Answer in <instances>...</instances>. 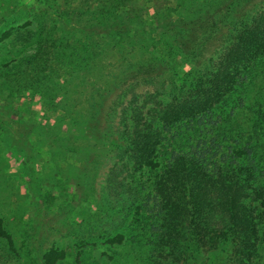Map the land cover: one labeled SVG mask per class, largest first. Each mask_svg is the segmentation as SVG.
I'll use <instances>...</instances> for the list:
<instances>
[{"label": "trees", "instance_id": "1", "mask_svg": "<svg viewBox=\"0 0 264 264\" xmlns=\"http://www.w3.org/2000/svg\"><path fill=\"white\" fill-rule=\"evenodd\" d=\"M53 1L40 9L48 24L34 52L0 67V127L5 116L15 120L14 104L27 93L49 111L63 109L95 59L136 56L127 76L155 87L149 101L130 99L123 113L131 120L119 129L115 106L106 107L111 91L98 88L83 124L90 140L117 132L125 179L135 182L143 170L166 177L151 252L159 249L163 264H264V1L245 11L249 0H87L74 8ZM82 16V25L73 23ZM199 28L228 31L221 54L204 62L190 33ZM0 238H9L1 217ZM63 258L52 250L44 261Z\"/></svg>", "mask_w": 264, "mask_h": 264}, {"label": "rangeland", "instance_id": "2", "mask_svg": "<svg viewBox=\"0 0 264 264\" xmlns=\"http://www.w3.org/2000/svg\"><path fill=\"white\" fill-rule=\"evenodd\" d=\"M86 1L66 4L83 7ZM263 1L249 0L244 11ZM53 4L0 0V67L34 52L39 31L48 24L40 9ZM93 6L86 5L89 11ZM86 19L75 18L73 23L82 25ZM190 33L199 43L201 62L217 57L227 46L226 29ZM135 60L136 56L104 53L94 60L86 80L69 92L63 109L49 111L40 95L27 93L14 104L15 120L10 122L9 115L2 119L7 126L0 127V217L9 238H0V264H45L44 256L52 250L64 254L55 264H163L160 250L151 252L157 233L150 226L166 199L167 187L164 192L158 188L166 177L143 170L135 174V182L125 179L114 139L117 132L113 130L112 138L100 135L90 140L83 124L88 118L87 98H95L98 88L111 91L106 107L115 106V126L131 118L123 113L125 109L128 113L130 99L133 105L149 101L155 87L134 85L139 81L135 73L127 76L126 67ZM57 102L61 105L63 97L57 96ZM103 127L104 123L99 133H104ZM139 217L146 219L144 228ZM117 236L122 242H112Z\"/></svg>", "mask_w": 264, "mask_h": 264}]
</instances>
